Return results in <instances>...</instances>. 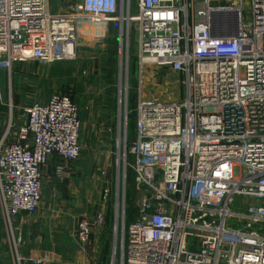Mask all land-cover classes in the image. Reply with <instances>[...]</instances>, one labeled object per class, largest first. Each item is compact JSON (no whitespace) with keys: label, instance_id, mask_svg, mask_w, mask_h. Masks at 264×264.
<instances>
[{"label":"built area","instance_id":"built-area-1","mask_svg":"<svg viewBox=\"0 0 264 264\" xmlns=\"http://www.w3.org/2000/svg\"><path fill=\"white\" fill-rule=\"evenodd\" d=\"M251 11L247 22L243 0H81L69 13L53 14L50 0H0V100L7 84L11 110L15 65L67 60L84 18L119 27L122 66L135 24L140 73L154 66L179 76L175 101L145 99L140 80L137 135L124 148L143 196L127 225L117 181L112 233L122 235L110 264H264V0H251ZM128 96L129 85H121L120 138ZM25 113V123L11 118L0 138V205L18 264L25 260L14 221L43 203L46 166L56 158L60 178L84 152L80 107L71 96L53 93ZM95 224L107 225L104 212L77 222L83 251Z\"/></svg>","mask_w":264,"mask_h":264},{"label":"rangeland","instance_id":"rangeland-1","mask_svg":"<svg viewBox=\"0 0 264 264\" xmlns=\"http://www.w3.org/2000/svg\"><path fill=\"white\" fill-rule=\"evenodd\" d=\"M80 3L81 0H50L51 12L53 14H67L71 11L73 6L79 5ZM243 11L244 19L249 22L252 13L251 0H243ZM132 13L133 15L138 14L135 7L132 9ZM114 23L115 22L103 19L91 17L84 18L77 24L78 45L77 47L75 45V47L71 48L72 52L67 60L52 65H46L41 62L23 63L31 66V69L23 74H15V72L12 74V80L15 76V90H13L12 87L11 94V101L13 102L12 110L10 107L9 86L6 84V97L3 98V101L6 102V106L2 107L7 113L6 118H8L9 121L12 118L15 123L17 119H20L23 123L26 120V108L35 101H44L48 99L44 94L41 95L35 91L32 92L28 84L22 79L29 73L34 72V65L32 64H35L37 68L41 67L43 70L49 69L51 71V90L49 94L61 92L71 96L72 99H75L76 103L80 101L82 93L88 91L91 93L94 90L96 95L97 92H100L103 88H107L109 84L112 83L117 86L111 87V89L116 91V93H114L115 96H117V90L121 85L123 86V91H125L126 85H129L128 98L130 100L129 104H132L133 98H135V101L139 99L138 93L141 81L143 97L145 99L160 98L163 101H171L173 98L172 101H175V99L177 100L179 92L176 95V93L170 92V89L169 92L166 89V86L175 87L180 85L179 78L175 77L177 75L176 73L166 68L156 69L154 66H146L143 72L140 73L138 61H135L138 53L137 30L135 24L131 25L130 61L126 64L125 59L123 63L124 66L120 64L122 55L120 50V31L119 27ZM114 40L117 42L116 48H118V53L116 61L112 62L110 61V50ZM121 68L123 69L122 80H120ZM7 73L8 72H6V79L9 77ZM20 79L23 80V82H20ZM134 81L137 82L135 88H133ZM159 94L166 96H163L164 98H158ZM88 95L89 94H87V96ZM43 96L45 99L42 98ZM89 98L88 96V99ZM123 100L121 113L124 114L128 105L126 104L125 98ZM118 101L117 99L116 102H114L113 108L110 110V114L117 117L119 116ZM82 103L83 100L81 104ZM129 110L132 112V107H129ZM121 128V138L119 136L117 137L113 153L107 160L105 157L83 158L82 155L76 163L66 167V174L62 175L60 178H57L56 173L52 171L51 167L46 166L44 170L42 182L43 203L36 213L27 217L35 220L36 230L40 234L50 236L51 234L53 235L54 232L60 231L62 234L61 243L63 249L72 251V256L78 253L77 249L81 250L82 248L74 231L76 230L78 220L81 219L83 215L93 213V216H95L97 210L99 212H104L107 216V225L110 226L111 231L113 230V205L116 200L115 194L118 189V182L120 184V197H125L126 207L130 206L129 199H127L128 169H126L125 165L126 157L124 148L129 133L127 131V126L125 129L124 120ZM83 149V154H87L88 151H86L85 148ZM104 158L106 165L103 160ZM127 158L130 160L129 156ZM103 172H105V175H102ZM105 190H108L107 200L104 199ZM142 196L143 192L136 183L132 197L134 199L133 205L136 217L138 204ZM87 202H89V205L85 206ZM240 203L241 201L237 200V206ZM102 205L104 207H101ZM232 208L235 209V205H233ZM117 233L116 235L112 233L110 241L104 248V264L111 263L112 252L115 245L117 246L118 252L120 251L122 233L120 231ZM8 235L10 234L8 233ZM0 264H18L16 253L9 251L6 245H3L2 250H0ZM115 264H118V261Z\"/></svg>","mask_w":264,"mask_h":264},{"label":"crops","instance_id":"crops-1","mask_svg":"<svg viewBox=\"0 0 264 264\" xmlns=\"http://www.w3.org/2000/svg\"><path fill=\"white\" fill-rule=\"evenodd\" d=\"M32 65H34V72L29 73L22 79L28 84L32 92L35 91L38 94H44L45 97L49 98V96L53 94H49V91L51 90V71L49 69L43 70L41 67L37 68L35 64ZM15 67V74H23L24 72L31 69V66L26 64H16ZM175 77L179 78L178 74ZM23 80L20 79V82H23ZM14 81L15 76L12 80V84L14 85L13 90H15ZM111 87L116 86L110 83L107 88H103L100 90V92H97L96 95L94 90L91 93L89 91L82 93V97H80V101H78V105L80 107V116L82 119V133L80 136V143L84 146L86 151H88L87 154H83V158L105 157L107 160L113 153L115 142L119 136V124L118 117L110 114V110L113 108L114 102H116L118 99L117 96L114 95L116 91L111 89ZM166 89L168 92L171 90L170 92L176 93L177 95L178 92L180 93L181 91V86H166ZM87 94H89V99ZM44 96L42 98H44ZM163 96L166 95L159 94L158 98ZM168 98L171 99L170 97ZM3 100L4 99L0 100V138L2 137V133L9 122V119L6 118V111L2 109V107L6 106V102ZM82 100L83 103L81 104ZM172 100L173 98L171 101ZM16 123L17 126H19L25 122L22 123L20 119H17ZM105 158L103 159L104 163ZM58 163L59 161L54 158L47 166L51 167L52 171L56 173V166ZM65 174L66 172L63 175ZM88 203L89 202H87L85 206H88ZM101 207L104 206L102 205ZM96 212L103 213L99 212L98 210ZM83 216L89 217L91 219L94 218L93 213L85 214ZM35 225V220L30 217L24 219L17 218L14 221L16 234L21 235L22 238V243L19 246V255L25 260V262L22 264H104V248L112 237L110 226L105 225L102 227L95 224L92 231L94 233L93 239L90 245L87 247V251H81L80 249H77L78 253L72 256V251L63 249V245L61 243L62 234L60 231L54 232L53 235L51 234L50 236H47L38 233ZM8 233V226L6 219L3 217L0 205V250H2L3 245H6V248L13 252L12 236L8 235Z\"/></svg>","mask_w":264,"mask_h":264},{"label":"trees","instance_id":"trees-1","mask_svg":"<svg viewBox=\"0 0 264 264\" xmlns=\"http://www.w3.org/2000/svg\"><path fill=\"white\" fill-rule=\"evenodd\" d=\"M117 42L114 40L113 44H111V50H110V61L115 62L116 61V56L118 53V48L117 47ZM137 60V57L135 58V61ZM137 85V82L134 81L133 82V88H135ZM134 97V95H133ZM130 101V100H129ZM138 101V100H137ZM137 101H135V98H133L132 100V104H129V107H132V112L129 115V121H128V125H127V131H128V142H132L135 140L136 135H137V131H136V114H135V108L137 105ZM130 131V132H129ZM129 159L132 160V157L130 156V154H128ZM135 178V173L131 168H128L127 171V182H128V188H127V199H129V204L130 206L126 207V212L125 215L127 216V220L126 223L127 225L131 222H133L135 220V208H134V199L133 197V193H134V188L136 185V182L134 180Z\"/></svg>","mask_w":264,"mask_h":264},{"label":"water","instance_id":"water-1","mask_svg":"<svg viewBox=\"0 0 264 264\" xmlns=\"http://www.w3.org/2000/svg\"><path fill=\"white\" fill-rule=\"evenodd\" d=\"M236 34V29L235 30H233V31H231L230 33H229V35H235ZM126 129V128H125Z\"/></svg>","mask_w":264,"mask_h":264},{"label":"bare ground","instance_id":"bare-ground-1","mask_svg":"<svg viewBox=\"0 0 264 264\" xmlns=\"http://www.w3.org/2000/svg\"><path fill=\"white\" fill-rule=\"evenodd\" d=\"M216 23V22H215ZM217 24V26H219L220 25V23H216Z\"/></svg>","mask_w":264,"mask_h":264}]
</instances>
